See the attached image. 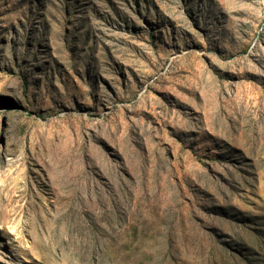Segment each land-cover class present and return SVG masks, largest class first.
I'll list each match as a JSON object with an SVG mask.
<instances>
[{
  "label": "rangeland",
  "instance_id": "obj_1",
  "mask_svg": "<svg viewBox=\"0 0 264 264\" xmlns=\"http://www.w3.org/2000/svg\"><path fill=\"white\" fill-rule=\"evenodd\" d=\"M0 264H264V0H0Z\"/></svg>",
  "mask_w": 264,
  "mask_h": 264
}]
</instances>
